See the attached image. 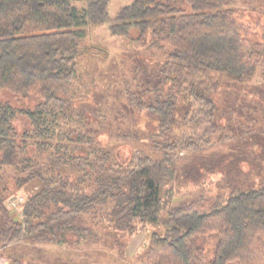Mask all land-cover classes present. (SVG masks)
I'll return each instance as SVG.
<instances>
[{
  "label": "trees",
  "instance_id": "trees-1",
  "mask_svg": "<svg viewBox=\"0 0 264 264\" xmlns=\"http://www.w3.org/2000/svg\"><path fill=\"white\" fill-rule=\"evenodd\" d=\"M233 2L133 0L111 19L110 0H83L81 7L78 0H0V92L35 102L19 107L0 96V249L31 244L34 256L45 258L34 245L85 239L112 246L121 244L120 233L154 224L163 231L151 234L146 264H264V180L246 189L235 185L209 207L201 206L209 198L174 204L167 188L180 174L179 153L192 151L205 161L216 135L232 148L242 135L228 124L235 100L220 91L243 86L264 69V35L250 37L251 26ZM106 22L113 35L134 29L132 40H149L146 49L166 55L140 60L154 70L144 72L150 80L141 94L130 90V100L157 137L151 145L131 137L136 149L127 156L121 143L84 129V106H91L89 114L94 102L75 92L85 75L97 77L79 69L87 26ZM86 48L108 54L95 44ZM106 89L111 92L110 84ZM253 90L263 94L264 84ZM20 116L30 126L19 130ZM22 191H29L25 201L10 206ZM9 264L23 262L14 257Z\"/></svg>",
  "mask_w": 264,
  "mask_h": 264
},
{
  "label": "rangeland",
  "instance_id": "rangeland-1",
  "mask_svg": "<svg viewBox=\"0 0 264 264\" xmlns=\"http://www.w3.org/2000/svg\"><path fill=\"white\" fill-rule=\"evenodd\" d=\"M132 1L110 0L111 19H114L121 7ZM79 4H83V0H78L77 5L81 7L82 5ZM230 5L243 14L249 22L250 37L261 40L264 35V0H234ZM109 23L87 26V35L78 55L79 69L80 72L86 70L92 73L93 71L92 74L97 77L90 81L91 76L85 75L77 81L75 92L86 94L84 97L94 102L95 109L89 111V114L87 112L91 106H84L87 115L86 123H88L84 129L100 133L99 137L108 138L107 142L121 143L120 150L124 156H127L136 149L134 144L136 141H133L135 139L131 137L136 136L137 142L148 145H151V140L155 136L157 137L156 134L151 133L152 126L148 125L147 117L139 113L130 100L129 91L141 94L143 85L150 80L148 74L144 72L154 70L152 65H145L140 60L144 56L154 55L155 59L161 61L166 58V55L163 51L146 49L149 40L143 42L132 40V37L137 35L134 29L129 36L113 35L109 30ZM90 44L102 47L108 51V54H104L103 51L91 52L86 48ZM109 84L112 93L106 89ZM263 84L264 69L261 68L243 86L220 91L223 98L235 100L236 103L235 111L232 112L231 121L228 124L232 126L233 132H242L239 142H236L238 146L232 148L233 145L228 143L227 138L216 135L213 138L212 147L206 151L205 161L192 151L179 153L182 156L178 160L180 174L167 186L174 190V204L195 198H202L204 202L207 200L205 198H209L208 203L201 204L202 207H209L214 198L228 196L235 185L246 189L264 180V136H262L264 91L262 94L260 91L253 90ZM0 96L3 100L19 107L34 106L35 103L33 97H24L10 89H3ZM241 116L246 118L241 120L245 122L244 124L239 122ZM225 124V121L221 122L224 127ZM15 126L22 130L30 126V122L27 118L20 116L15 121ZM178 128H175L172 133L177 134ZM118 134H125L126 137L119 138ZM246 136L248 139L245 138ZM240 165L245 170H241ZM7 173L16 174L13 167H7ZM28 194L29 191L18 193L17 196L23 199H13L10 206L18 207L25 201ZM154 231H163V227L154 224H138L133 233H120L118 238L121 244L116 242L112 246L90 243L85 239H79L74 246L34 245L39 250L35 254H41L45 258L35 257L31 250L34 247L31 244H24L23 247L13 244L14 247L9 251L14 253V257L21 259L23 264H47L49 262L46 259L50 257L69 258L74 264H146L145 252ZM110 242L114 241L110 239ZM205 245L210 250L213 247V239L208 238Z\"/></svg>",
  "mask_w": 264,
  "mask_h": 264
},
{
  "label": "crops",
  "instance_id": "crops-1",
  "mask_svg": "<svg viewBox=\"0 0 264 264\" xmlns=\"http://www.w3.org/2000/svg\"><path fill=\"white\" fill-rule=\"evenodd\" d=\"M14 247L13 245H9L6 248L0 249V264H9L12 258H14V253L10 252L9 249Z\"/></svg>",
  "mask_w": 264,
  "mask_h": 264
},
{
  "label": "built area",
  "instance_id": "built-area-1",
  "mask_svg": "<svg viewBox=\"0 0 264 264\" xmlns=\"http://www.w3.org/2000/svg\"><path fill=\"white\" fill-rule=\"evenodd\" d=\"M19 199H21V200H22L23 198H22V197H20Z\"/></svg>",
  "mask_w": 264,
  "mask_h": 264
}]
</instances>
